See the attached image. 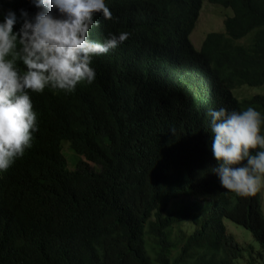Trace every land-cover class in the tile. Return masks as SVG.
Instances as JSON below:
<instances>
[{
    "label": "trees",
    "instance_id": "obj_1",
    "mask_svg": "<svg viewBox=\"0 0 264 264\" xmlns=\"http://www.w3.org/2000/svg\"><path fill=\"white\" fill-rule=\"evenodd\" d=\"M204 1L105 0L113 18L97 15L90 38L129 37L93 59L95 80L30 92L38 131L0 172V264H237L244 247L226 216L260 243L246 264H264L262 193L221 187L207 116L264 114L263 94L233 93L264 85V0H208L233 15L197 49ZM21 8L37 10L0 0V10ZM64 142L84 158L74 169Z\"/></svg>",
    "mask_w": 264,
    "mask_h": 264
},
{
    "label": "clouds",
    "instance_id": "obj_2",
    "mask_svg": "<svg viewBox=\"0 0 264 264\" xmlns=\"http://www.w3.org/2000/svg\"><path fill=\"white\" fill-rule=\"evenodd\" d=\"M34 13L0 10V172L31 147L38 114L30 92L46 87L71 92L96 78L93 59L123 44L127 32L90 38L97 15L111 20L105 0H32ZM18 26V27H17ZM17 60L25 66L18 70ZM211 171L222 188L241 197L264 186V114L253 107L209 109ZM170 132L175 133V129ZM255 150V151H253Z\"/></svg>",
    "mask_w": 264,
    "mask_h": 264
},
{
    "label": "rangeland",
    "instance_id": "obj_3",
    "mask_svg": "<svg viewBox=\"0 0 264 264\" xmlns=\"http://www.w3.org/2000/svg\"><path fill=\"white\" fill-rule=\"evenodd\" d=\"M233 15V9L230 7H225L220 4L212 3L208 0L203 2V6L200 11L199 20L196 24L195 29L190 35V39L194 46L199 49L203 43L205 37L211 32H224L225 31V19ZM250 39V36L242 39V42H246ZM233 93L239 98H249L253 95L263 94L264 95V85L261 86H248L243 85L233 90ZM69 142H64V152L68 159L69 168L74 169L76 165V160L78 161L80 157L74 153L69 147ZM262 193V210L264 213V186L259 189ZM227 231L233 234L236 239L244 247L243 257L237 261V264H246L249 260L252 251L256 253L261 251V246L258 240L255 239L251 230L247 229L245 226L233 221L229 217L224 218Z\"/></svg>",
    "mask_w": 264,
    "mask_h": 264
}]
</instances>
